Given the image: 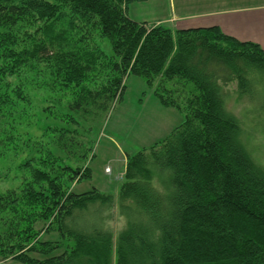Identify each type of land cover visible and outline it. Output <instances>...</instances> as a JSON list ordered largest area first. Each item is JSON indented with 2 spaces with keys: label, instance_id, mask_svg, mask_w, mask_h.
<instances>
[{
  "label": "trees",
  "instance_id": "trees-1",
  "mask_svg": "<svg viewBox=\"0 0 264 264\" xmlns=\"http://www.w3.org/2000/svg\"><path fill=\"white\" fill-rule=\"evenodd\" d=\"M140 1L0 0V158L21 182L0 191L2 259L264 264V164L228 106L234 85L264 112V48L219 26L135 20L129 8ZM132 76L185 119L128 153L117 192H79L95 140L78 136Z\"/></svg>",
  "mask_w": 264,
  "mask_h": 264
},
{
  "label": "rangeland",
  "instance_id": "rangeland-1",
  "mask_svg": "<svg viewBox=\"0 0 264 264\" xmlns=\"http://www.w3.org/2000/svg\"><path fill=\"white\" fill-rule=\"evenodd\" d=\"M140 9L139 3L131 4V16L138 18ZM228 89V106L243 121L247 129L248 145L255 157L264 164V112H260L258 103L253 104L245 99L236 98L232 92L234 85ZM36 107L40 108L38 105ZM39 117L44 119L40 112H38L37 119L41 121ZM184 119L185 112L163 106L153 90L146 85L144 79L139 76L130 77L123 97L112 104L106 116L100 118L99 125L97 126L98 121L87 119L85 127L93 123L94 130L91 133L87 132V136L81 134L78 136L85 142L89 138H93L95 142L92 148L88 149L87 161L82 163L89 168L88 172L91 176L86 178L87 180L76 183L75 189L82 192L98 187L104 191L117 192L126 171L128 153L133 154L143 146H149L165 137ZM40 123L43 125L42 122ZM85 127L79 126L81 131L86 132L88 128ZM26 128L28 127L25 124L20 125L19 134H26ZM1 158L0 191L18 188L21 184L20 179L8 178L5 174L7 167L13 168L14 164H10L6 158ZM14 172V168L10 170L12 175ZM113 224L116 229L123 227L124 218L116 217ZM0 264L22 263L0 257Z\"/></svg>",
  "mask_w": 264,
  "mask_h": 264
},
{
  "label": "crops",
  "instance_id": "crops-1",
  "mask_svg": "<svg viewBox=\"0 0 264 264\" xmlns=\"http://www.w3.org/2000/svg\"><path fill=\"white\" fill-rule=\"evenodd\" d=\"M137 3L141 8L138 18L131 16V5L129 8V15L135 20L165 22L176 29L219 26L229 35L257 42L264 48V0H145Z\"/></svg>",
  "mask_w": 264,
  "mask_h": 264
}]
</instances>
